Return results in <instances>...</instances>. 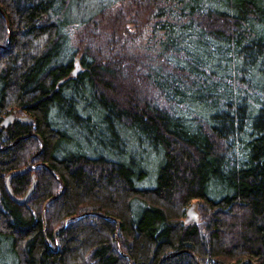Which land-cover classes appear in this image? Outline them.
<instances>
[{"label": "trees", "instance_id": "1", "mask_svg": "<svg viewBox=\"0 0 264 264\" xmlns=\"http://www.w3.org/2000/svg\"><path fill=\"white\" fill-rule=\"evenodd\" d=\"M0 148V264H264V0H0Z\"/></svg>", "mask_w": 264, "mask_h": 264}, {"label": "water", "instance_id": "2", "mask_svg": "<svg viewBox=\"0 0 264 264\" xmlns=\"http://www.w3.org/2000/svg\"><path fill=\"white\" fill-rule=\"evenodd\" d=\"M6 28L8 29V42H10V32H11V28H9V21H8V19H6ZM79 72V68H78V63H76V66H75V68H74V71H73V73L71 74V76L72 77H75V75L77 74ZM9 121H10V119L9 118H5L4 119V121L2 122V127L4 128V129H6L7 128V125L9 124ZM35 134H33V135H26V136H21V138H19V139H17V141L16 142H14V144H16V143H18L19 141H21V139H25V138H29V137H33ZM36 136V135H35ZM38 140H40V144H41V148H40V150H39V152H38V154H36V156L37 155H39L41 152H42V149H43V141H42V139H40L39 137H38ZM13 144V145H14ZM6 148H0V151H2V150H5ZM35 157V156H34ZM31 159H29L28 160V165H29V170H31V171H33L34 169H35V167H37L38 165H36V166H34V167H31L30 165H31ZM42 165V164H41ZM21 172H23V171H20V172H13L12 174H17V173H21ZM12 174H10L8 177H7V179H6V186H7V189H8V192H9V195H10V197H12V198H14L13 196H12V193H11V190H10V188H9V186H8V179L10 178V176L12 175ZM58 181H59V183L61 184V191L58 193V196H55V197H52V198H50L47 202H46V204H44V209H43V214H42V218H43V221L45 220V218H44V215H45V212H46V206H47V203L48 202H50V201H52V200H56V199H58V197H60V196H62V193H63V191H64V185L62 184V181H61V179L60 178H56ZM32 186L28 189V191L25 193V195H24V198L23 199H20V200H18V199H15L16 201H17V203L18 204H24L25 203V201L27 200V198L29 197L28 195L29 194H31L33 191H34V189H35V182L33 181L32 182V184H31ZM194 208V207H193ZM193 208H189L186 212V216H185V218H184V220H183V223H185L186 225H192V224H194V222H195V219H196V213L193 211L194 209ZM98 216H100V217H102L103 219L105 218V219H110V220H113L111 217H109V216H107V215H100V214H97ZM69 220H66L64 223H63V226H62V228H64L65 226H66V223L68 222ZM119 227V226H118ZM117 230H118V228H117ZM116 233H117V231H116ZM179 253H173V254H170V255H168V256H165V257H163V259L160 261V263H162V261L163 260H166V259H170V258H173V256H176V255H178ZM195 258V261L198 263V260H197V258L196 257H194ZM246 263H250L249 261H243V262H241V264H246ZM130 264H132V261L130 260Z\"/></svg>", "mask_w": 264, "mask_h": 264}, {"label": "rangeland", "instance_id": "3", "mask_svg": "<svg viewBox=\"0 0 264 264\" xmlns=\"http://www.w3.org/2000/svg\"><path fill=\"white\" fill-rule=\"evenodd\" d=\"M127 6V4H122V5H120V7H122L123 9H125V7ZM119 7V6H118ZM127 8V7H126ZM131 28H135L137 31H139V29L136 27V26H131ZM76 29H74L73 28V30L72 31H69V32H67V41H66V45H67V47H71L72 45H74V38H76L75 36H76ZM151 34L150 33H148V32H146V33H144V36H143V39L144 40H149L150 38H151ZM142 43L144 44V41H142ZM75 58V57H74ZM73 58V60H75ZM201 115H202V113H201ZM201 115H199L198 114V116L199 117H201ZM146 150H148L147 151V153H152L153 154V152H151L152 150L151 149H149V148H146ZM148 155H151V154H148ZM144 187H147V185H153V187H155L156 186V180H155V176H154V178H151V179H147V180H144L143 179V181H142V183H141ZM142 186V187H143Z\"/></svg>", "mask_w": 264, "mask_h": 264}, {"label": "flooded vegetation", "instance_id": "4", "mask_svg": "<svg viewBox=\"0 0 264 264\" xmlns=\"http://www.w3.org/2000/svg\"><path fill=\"white\" fill-rule=\"evenodd\" d=\"M76 63H78V68L80 67V66H79V62H78V61H75V64H74V66H73V69L71 70L72 72H71L70 74L73 73L74 68H75V66H76ZM78 73H79V72H78ZM78 73H77V74H78ZM77 74H76V75H77ZM76 75H75V76H76ZM12 115H13V114H12ZM12 115H11V116H12ZM15 115H16V114L13 115L14 119L11 118L10 115H9V117H6V118H9V119H10L9 124L7 125V128L9 127L10 124H11V126H13V123H14V120H15ZM17 119H20V118H17ZM17 119H16V120H17ZM23 119H24V118H23ZM23 119L21 118L20 120H23Z\"/></svg>", "mask_w": 264, "mask_h": 264}]
</instances>
